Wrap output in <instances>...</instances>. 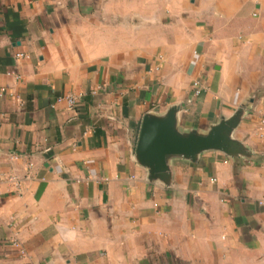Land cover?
<instances>
[{"label":"crops","instance_id":"0c3cea01","mask_svg":"<svg viewBox=\"0 0 264 264\" xmlns=\"http://www.w3.org/2000/svg\"><path fill=\"white\" fill-rule=\"evenodd\" d=\"M172 107L246 155L150 181ZM0 264H264V0H0Z\"/></svg>","mask_w":264,"mask_h":264},{"label":"water","instance_id":"95a60500","mask_svg":"<svg viewBox=\"0 0 264 264\" xmlns=\"http://www.w3.org/2000/svg\"><path fill=\"white\" fill-rule=\"evenodd\" d=\"M179 107H172L163 116L147 114L142 121L136 147L138 163L149 171L150 181L169 184L170 160L184 158L197 161L200 154L220 151L228 156L246 155L244 146L232 138L238 127L242 111L203 134L197 131L182 133L178 127Z\"/></svg>","mask_w":264,"mask_h":264},{"label":"built area","instance_id":"2783aa9c","mask_svg":"<svg viewBox=\"0 0 264 264\" xmlns=\"http://www.w3.org/2000/svg\"><path fill=\"white\" fill-rule=\"evenodd\" d=\"M196 94H200L199 89L197 90ZM69 102H70L71 104H74V103H75V99H74V98H69Z\"/></svg>","mask_w":264,"mask_h":264}]
</instances>
